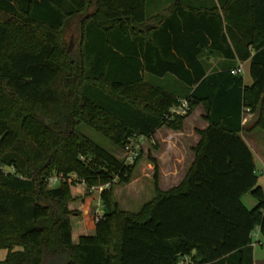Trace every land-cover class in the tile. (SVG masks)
Returning <instances> with one entry per match:
<instances>
[{"label": "trees", "instance_id": "obj_1", "mask_svg": "<svg viewBox=\"0 0 264 264\" xmlns=\"http://www.w3.org/2000/svg\"><path fill=\"white\" fill-rule=\"evenodd\" d=\"M163 3L0 0V250L8 251L0 264H255L264 193L241 134L246 109L264 132V0ZM72 26L80 29L75 55L61 46ZM209 55L226 62L223 71L207 75ZM245 61L249 87L231 74ZM147 75H171L184 89ZM183 99L186 114L171 116ZM200 105L208 127L181 184L161 191L149 154L155 197L136 213L122 211L113 185L131 183L141 154L127 166L80 126L124 150L160 129L182 131ZM71 176L88 190L108 186L95 233L76 243ZM247 194L257 201L252 210Z\"/></svg>", "mask_w": 264, "mask_h": 264}, {"label": "crops", "instance_id": "obj_2", "mask_svg": "<svg viewBox=\"0 0 264 264\" xmlns=\"http://www.w3.org/2000/svg\"><path fill=\"white\" fill-rule=\"evenodd\" d=\"M156 4L160 1L167 0H153ZM159 4H157L158 6ZM167 4H160V7L154 6L152 9L154 14H157L163 6ZM204 67H206L207 75H210L214 72L223 71L226 67V62L220 57H214L213 55L205 56L203 59ZM250 62L245 61L242 63H238V67H243L242 77L244 84L246 86H251L253 84L251 75H250ZM237 67V68H238ZM236 69V68H235ZM148 79H155L151 76L147 75ZM157 83L163 86H167L172 89L182 88L181 84L177 83L175 78L171 75H166L162 78H157ZM243 121H242V130L241 138L243 142L249 147L252 155L253 161H255L256 166V157L253 153L257 152L258 145H256L260 140L263 143L264 147V139L259 140V136H257V132L262 131L261 129H257L256 123L258 120L257 113H250L248 109L244 111ZM205 112L203 106H198L195 111L188 117L185 122L182 131L173 132L167 128L160 129L156 131L154 135L153 141H149L153 144H156L158 151L155 153V160L159 166V188L161 191L166 192L172 188H175L181 184L184 176L193 165L194 154L192 150L196 148V145L200 141L201 137L198 134L199 131H204L208 127V123L204 120ZM142 139V138H141ZM259 160L264 163V158L259 157ZM150 171L151 165L149 166ZM154 171V170H153ZM154 174V172H153ZM164 184L166 187L164 188ZM259 184V180H258ZM262 189V188H261ZM100 195V194H99ZM114 196V192H113ZM92 199L86 202H83V205L79 207V211L82 212L83 218L81 220L76 219L77 221L74 223L75 230L78 233H73V241L76 243L80 236H84L87 234L95 233V223L96 217L103 215V207L102 213L98 212L97 208H93L91 206ZM119 206V205H118ZM87 215L85 216L84 214ZM90 217L93 220V223L90 224L86 218ZM73 222V220H72ZM259 230V228H257ZM90 232V233H89ZM254 248V246H253ZM254 253V250H253ZM254 263L256 262L254 257ZM264 264V263H261Z\"/></svg>", "mask_w": 264, "mask_h": 264}, {"label": "rangeland", "instance_id": "obj_3", "mask_svg": "<svg viewBox=\"0 0 264 264\" xmlns=\"http://www.w3.org/2000/svg\"><path fill=\"white\" fill-rule=\"evenodd\" d=\"M149 15H153L151 10H148ZM80 44V29L76 26H72L70 31L65 35V37H61V46L63 48L70 47L72 54H76V50H78V46ZM157 83V79H155ZM80 132L83 135H86L93 143L102 147L111 155L118 157L121 160H124L125 153L124 150L118 149L115 147L106 137L102 134H98L91 128L87 126H80ZM260 139H264V132L260 131L256 133ZM262 140H260L256 145H258L257 152L253 151L256 157V176L259 180V186L262 188L264 193V163L259 160V157L264 158V147L262 146ZM134 147L138 150V153L141 154V160H139L135 165V169L133 171V175L131 178V183L129 185H124L116 182L113 185L114 192V202L119 205V208L122 211H126L129 213L138 212L145 204L149 203L155 197V183L153 180V170L154 166L148 161L149 154L154 157L155 153L158 151L156 144L149 142V140L145 139H135ZM151 165V171L149 166ZM5 171H11L9 169H5ZM75 177L71 176L69 179H66L67 183L71 187V196L74 200L70 203L69 208L77 213H79L80 217H72L73 224L77 221L76 219L81 220L83 218L82 212L79 211V207L83 205V202L93 200L91 206L95 209H98L99 213H102V202L99 198L100 191L96 188L94 191L88 190L83 184H78L75 181ZM51 187V185H49ZM55 187V186H53ZM52 187V188H53ZM166 185L164 184V188ZM244 207L252 210L257 204V201L250 195L247 194L246 197L243 198ZM101 210V211H100ZM85 216L87 215L84 214ZM90 224L93 223V220L88 217L86 218ZM90 233V232H89ZM90 235V234H89ZM92 235V234H91ZM252 241L254 242V253L253 257L257 263H264V241L260 236L259 230L256 229L252 234ZM16 250L20 251V248H16ZM6 250H0V261L4 260L7 256Z\"/></svg>", "mask_w": 264, "mask_h": 264}, {"label": "built area", "instance_id": "obj_4", "mask_svg": "<svg viewBox=\"0 0 264 264\" xmlns=\"http://www.w3.org/2000/svg\"><path fill=\"white\" fill-rule=\"evenodd\" d=\"M242 72H243V67H239L238 69L232 70L231 74L232 75H242ZM188 107H189V103L187 100L185 99L180 100L179 105L170 110V114L173 117L183 116L186 114ZM134 140L135 139L130 140V142L126 144L125 147L123 148L124 153H125V157L123 161H124V164L127 166H133L137 157L139 156L138 150L134 147ZM63 179L64 178L62 175L53 176V178H51L48 181V184L51 185V188H52L53 186H57L59 182L62 181ZM105 188H108V186H101L100 188H97V189L101 193L102 190ZM95 189L96 188H93L92 191H94ZM100 217L102 216H97L95 221H98ZM178 264H189V259L187 257L181 258Z\"/></svg>", "mask_w": 264, "mask_h": 264}, {"label": "water", "instance_id": "obj_5", "mask_svg": "<svg viewBox=\"0 0 264 264\" xmlns=\"http://www.w3.org/2000/svg\"><path fill=\"white\" fill-rule=\"evenodd\" d=\"M71 49V45H70V47H69V50Z\"/></svg>", "mask_w": 264, "mask_h": 264}]
</instances>
